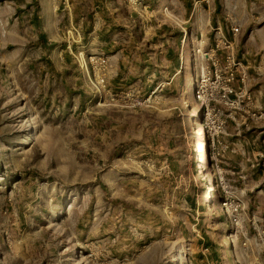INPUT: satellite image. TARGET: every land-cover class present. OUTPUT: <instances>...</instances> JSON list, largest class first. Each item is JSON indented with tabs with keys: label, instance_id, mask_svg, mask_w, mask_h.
Listing matches in <instances>:
<instances>
[{
	"label": "rangeland",
	"instance_id": "1",
	"mask_svg": "<svg viewBox=\"0 0 264 264\" xmlns=\"http://www.w3.org/2000/svg\"><path fill=\"white\" fill-rule=\"evenodd\" d=\"M180 10L0 0V264H248L259 171L201 112Z\"/></svg>",
	"mask_w": 264,
	"mask_h": 264
},
{
	"label": "crops",
	"instance_id": "2",
	"mask_svg": "<svg viewBox=\"0 0 264 264\" xmlns=\"http://www.w3.org/2000/svg\"><path fill=\"white\" fill-rule=\"evenodd\" d=\"M225 3V0H178L182 8L178 17L183 37L201 50L213 47L217 30L234 44L240 69L233 87L248 94L250 102L240 99L238 109L242 113L229 114L235 127L226 120L221 149L229 160L243 159L239 166L246 175L259 171L257 183L251 184L260 195L259 214L242 217L241 239L248 264H264V118L252 117L264 112V0H231L227 10ZM232 26H239L237 36L231 34Z\"/></svg>",
	"mask_w": 264,
	"mask_h": 264
},
{
	"label": "built area",
	"instance_id": "3",
	"mask_svg": "<svg viewBox=\"0 0 264 264\" xmlns=\"http://www.w3.org/2000/svg\"><path fill=\"white\" fill-rule=\"evenodd\" d=\"M229 1L225 0V10L228 7ZM231 34L237 36L239 26H232ZM196 59L201 61L202 71L195 88V97L202 105V113L206 120L215 128L216 134L224 133L226 120L228 115L224 114L223 107L236 109L239 105V100L244 98L250 102L248 94L242 90H236L233 84L236 81V74L240 69V63L236 60L234 52V44L227 39L221 31L217 30L214 33V45L211 49L204 51L197 50ZM213 85L214 91L207 93V87ZM233 96L234 99H231ZM217 105L211 107L210 103ZM255 119L264 118V114L259 113L252 115ZM232 212L236 214L237 207L227 203ZM234 217L235 222L239 219L237 214Z\"/></svg>",
	"mask_w": 264,
	"mask_h": 264
},
{
	"label": "bare ground",
	"instance_id": "4",
	"mask_svg": "<svg viewBox=\"0 0 264 264\" xmlns=\"http://www.w3.org/2000/svg\"><path fill=\"white\" fill-rule=\"evenodd\" d=\"M229 236H231V237H229V239H230V240H233V235H232V234H230Z\"/></svg>",
	"mask_w": 264,
	"mask_h": 264
},
{
	"label": "trees",
	"instance_id": "5",
	"mask_svg": "<svg viewBox=\"0 0 264 264\" xmlns=\"http://www.w3.org/2000/svg\"><path fill=\"white\" fill-rule=\"evenodd\" d=\"M200 117V116H199Z\"/></svg>",
	"mask_w": 264,
	"mask_h": 264
}]
</instances>
